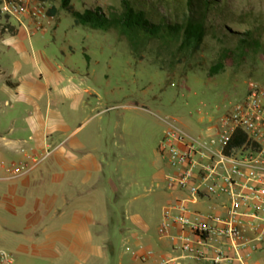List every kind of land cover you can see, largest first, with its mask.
<instances>
[{
	"label": "rangeland",
	"instance_id": "rangeland-1",
	"mask_svg": "<svg viewBox=\"0 0 264 264\" xmlns=\"http://www.w3.org/2000/svg\"><path fill=\"white\" fill-rule=\"evenodd\" d=\"M220 1L239 18H248L264 40V0ZM71 4L78 10H106L117 0ZM51 6L57 11L47 10L50 20L42 31L28 32L11 17L0 19V37L10 35L5 24L18 31L0 40V68L19 83L17 92L3 88L0 75V132H5L0 137V249L12 253L16 264L87 263L86 248L76 237L71 240L74 232L61 231L55 241L44 242L24 240L1 225L13 214L32 212L24 227L36 231L37 214H52L53 208L43 204L55 201L54 166L66 165V159L73 160L68 175L75 186L87 190L74 204L79 208L89 202V207L77 214L87 219L106 214V200H114L111 208L116 215L123 210L142 245L159 249L157 227L164 207L177 195L166 188L164 174L170 169L158 153L163 132L176 126L192 136H207L208 126L243 99L251 85L264 84V53L229 60L222 72L209 76L221 47L209 31L200 52L167 71L151 55L136 60L116 30L76 24L60 0L46 2L47 9ZM218 23L212 19L215 32ZM223 26L231 32L248 28ZM135 102L142 107L129 105ZM27 179L35 190L11 191L15 182ZM134 247L117 242V263L140 264L130 255Z\"/></svg>",
	"mask_w": 264,
	"mask_h": 264
},
{
	"label": "built area",
	"instance_id": "built-area-1",
	"mask_svg": "<svg viewBox=\"0 0 264 264\" xmlns=\"http://www.w3.org/2000/svg\"><path fill=\"white\" fill-rule=\"evenodd\" d=\"M47 10L41 0H0L1 14L32 33L46 29ZM208 130L197 137L176 126L163 132L158 153L170 169L166 188L177 195L157 227L162 252L129 249L140 264H251L264 253V84L251 85ZM237 131L245 142L226 152ZM0 264L16 260L0 249Z\"/></svg>",
	"mask_w": 264,
	"mask_h": 264
},
{
	"label": "trees",
	"instance_id": "trees-1",
	"mask_svg": "<svg viewBox=\"0 0 264 264\" xmlns=\"http://www.w3.org/2000/svg\"><path fill=\"white\" fill-rule=\"evenodd\" d=\"M60 7L68 11L78 25L116 30L126 39L136 60L142 59L144 54L151 55L159 68L167 71L200 52L209 31L221 44L217 59L208 69L209 76L222 72L229 60L242 59L249 52L264 53V40L253 28V23L248 18L236 16V12L220 0H117L116 6L110 5L106 10L101 6L78 10L71 0H60ZM56 11L54 6L48 9L51 14ZM1 18L6 20L8 16L0 12ZM212 19L219 20L218 32L213 30ZM224 23L247 25L248 28L231 32ZM5 25L9 33L15 32L12 26ZM245 140V133L237 131L225 151L240 146Z\"/></svg>",
	"mask_w": 264,
	"mask_h": 264
},
{
	"label": "crops",
	"instance_id": "crops-1",
	"mask_svg": "<svg viewBox=\"0 0 264 264\" xmlns=\"http://www.w3.org/2000/svg\"><path fill=\"white\" fill-rule=\"evenodd\" d=\"M17 33L18 31L15 30L13 34L10 33V35L0 37V40L8 36H15ZM0 75L3 88H7L14 92L19 90V83L14 81L10 75H7L2 68H0ZM129 105L132 107H142V105L137 102L130 103ZM4 133L5 132H0V137L4 135ZM65 161H67L66 165L62 166L59 163L54 166L53 169L54 204H43V208L45 206H49L51 209L53 208L52 214L47 216L45 214L43 216H38L39 214H37L36 220L33 219V225L35 223L38 225L36 231H31L24 227V225L28 223L27 220L31 217L32 212L19 213L16 216L13 214L6 225H4L3 220H1L2 227L16 231V235L23 237L24 240H42L44 242L55 241L56 236L61 235V231L68 233L74 232L75 235L72 234L73 237L71 236V240L76 237L78 246L81 249L84 247L86 248H84L86 254H88L86 264H118L119 252L116 248L117 242L120 241L122 243L126 240L129 243L135 244V247L140 244L142 245V243L139 241L133 229L124 221L123 210L119 208V213L116 215V211L111 208V204H113V202L115 203L114 200H106V214L95 215L87 219L83 215L76 213L78 209L83 210L89 207V202L81 204L79 208L75 207L74 204L77 199L82 198L83 195L87 193V190L81 187L79 189H82V191H80L78 187L75 186L74 178L68 175L75 167L73 165V160L71 159L69 161L66 159ZM165 175L166 174H164V178ZM28 181L29 179L15 182L11 191L13 189L14 193H19L24 189L23 193H26L29 187H31L29 190H35V188H32L33 185L30 186L27 184ZM35 182L36 181H34V183ZM30 193L32 192L30 191ZM65 223L68 224L69 230H67V225H65ZM21 227L23 228L22 230ZM159 244V249H154L158 253L163 250V243L159 242ZM133 260L136 261L135 259ZM251 264H264V253L256 254Z\"/></svg>",
	"mask_w": 264,
	"mask_h": 264
}]
</instances>
